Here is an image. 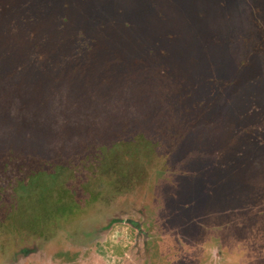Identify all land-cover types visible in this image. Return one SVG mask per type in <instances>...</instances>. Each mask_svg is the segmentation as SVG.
Listing matches in <instances>:
<instances>
[{
	"label": "rangeland",
	"instance_id": "obj_1",
	"mask_svg": "<svg viewBox=\"0 0 264 264\" xmlns=\"http://www.w3.org/2000/svg\"><path fill=\"white\" fill-rule=\"evenodd\" d=\"M0 264H264V0H0Z\"/></svg>",
	"mask_w": 264,
	"mask_h": 264
}]
</instances>
